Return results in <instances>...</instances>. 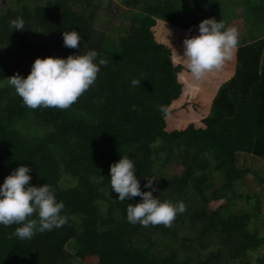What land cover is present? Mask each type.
Instances as JSON below:
<instances>
[{
    "label": "trees",
    "instance_id": "16d2710c",
    "mask_svg": "<svg viewBox=\"0 0 264 264\" xmlns=\"http://www.w3.org/2000/svg\"><path fill=\"white\" fill-rule=\"evenodd\" d=\"M34 1L0 11V182L29 166V183L50 185L68 221L30 239L15 235L18 225H0V264H251L249 255L264 246L254 188L262 180L235 159L244 152L264 160V36L251 31L264 22V0H120L133 12L116 38L93 26L98 1ZM238 4L251 26L245 33L232 25ZM206 17L235 27L238 43L218 70L196 80L178 54ZM17 18L23 30L12 28ZM161 24L181 28L162 36ZM73 28L82 37L77 49L62 43L61 33ZM90 49L107 63L66 109H30L7 84L13 73L26 75L37 56ZM125 155L135 161L141 191L151 176L154 196L184 203L170 226L126 220L127 204L140 198L121 201L108 188L109 164ZM165 164L180 170L156 169ZM220 197L248 209L212 208ZM255 264H264V252Z\"/></svg>",
    "mask_w": 264,
    "mask_h": 264
},
{
    "label": "clouds",
    "instance_id": "9594fccd",
    "mask_svg": "<svg viewBox=\"0 0 264 264\" xmlns=\"http://www.w3.org/2000/svg\"><path fill=\"white\" fill-rule=\"evenodd\" d=\"M12 28L23 30V20H13ZM61 35L64 47H79L82 37L75 28ZM182 43L183 50L178 58L191 76L199 80L231 58L238 43V33L235 27H226L222 20L206 17L198 22L197 34L186 36ZM106 63L105 58L98 59L94 49L66 57L37 56L26 75L13 73L7 77V84L30 109H66L94 83L100 66ZM140 81L133 78L130 83L136 86ZM160 110H164L162 106ZM30 172L29 166L18 165L0 182V225H18L14 232L20 239H30L35 232L51 231L68 221V217L62 214L64 204L57 200L54 189L47 183L30 184ZM135 172V161L128 155L120 156L108 167V188L116 194V199L130 201L133 197L140 198L134 204H127L126 220L144 227L149 224L170 226L176 215L185 210L184 203L154 196L157 189L153 181L156 178L151 176L145 177L144 188L148 190L141 191ZM33 213L36 219H28Z\"/></svg>",
    "mask_w": 264,
    "mask_h": 264
},
{
    "label": "rangeland",
    "instance_id": "374dc122",
    "mask_svg": "<svg viewBox=\"0 0 264 264\" xmlns=\"http://www.w3.org/2000/svg\"><path fill=\"white\" fill-rule=\"evenodd\" d=\"M99 2V7L96 10L95 17L93 20V26L97 30L103 31L105 34H109L116 38L117 35L122 34L126 27L129 25L131 13L130 9L124 7L120 0H94ZM29 2H35L34 0H29ZM18 0H2L0 4V11L2 12L6 7L8 6H17ZM234 21L232 22V25L236 26L242 25L244 28V33L248 31L249 28H251L250 25L246 24L248 15L245 12V9L238 5L232 6ZM181 27L171 25L167 26L166 24H161L159 29H157V33H159L162 36L166 35H177ZM189 29V28H188ZM253 30L252 34L257 35L256 37L264 36V22H260L254 28H251ZM261 59L264 60V48L262 52ZM235 165L237 168H249L250 170L254 171L256 173V176L260 178L262 181L254 183V188L257 192L260 193V196L262 197V205L260 213L262 216H264V160H262L259 157H255L251 154H247L244 152H237L236 153V159H235ZM156 169L166 172L168 175H171L175 172H178L180 170L179 167L171 165V164H165V167H161L159 165H156ZM221 204H224L228 207V209L232 212H235L239 208H245L248 209V205H245L241 201L235 202H226L222 197L220 198H212L210 201V205L212 208H215ZM260 223V222H259ZM260 232L264 230V226L260 223ZM72 243V242H71ZM73 245V244H72ZM71 244L66 245V250L69 252L73 251ZM261 252H264V246L260 248L255 253H252L251 256L249 255V259L252 261L251 264H255V259L258 254ZM71 264H85L81 262L80 260L76 258L71 259ZM235 264H242L239 261H236Z\"/></svg>",
    "mask_w": 264,
    "mask_h": 264
}]
</instances>
